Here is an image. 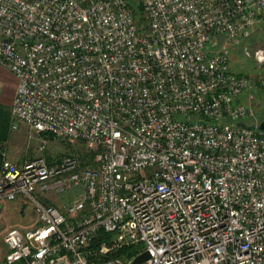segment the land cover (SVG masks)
<instances>
[{
  "label": "built area",
  "instance_id": "built-area-1",
  "mask_svg": "<svg viewBox=\"0 0 264 264\" xmlns=\"http://www.w3.org/2000/svg\"><path fill=\"white\" fill-rule=\"evenodd\" d=\"M136 1L140 22L128 0H0L11 128L99 152L17 163L0 145V202L37 214L7 231L1 264H264V131L238 126L252 85L230 66L264 0Z\"/></svg>",
  "mask_w": 264,
  "mask_h": 264
},
{
  "label": "rangeland",
  "instance_id": "rangeland-1",
  "mask_svg": "<svg viewBox=\"0 0 264 264\" xmlns=\"http://www.w3.org/2000/svg\"><path fill=\"white\" fill-rule=\"evenodd\" d=\"M245 46L232 47L230 66L234 72L249 77L252 86L241 96L240 101L253 108L254 115L248 118L247 121L259 124L264 120V60L260 57V53L264 52V32L260 35L256 34L249 42V56L243 54ZM11 105L7 106L11 109ZM44 141H46V148L41 150L40 147ZM4 148L7 158L17 163L40 157L45 158L48 162H58L67 156H77L79 158L87 150H90L88 145L81 140L71 142L49 137L47 134L32 130L28 124L23 122L19 123L18 128H11L9 141ZM98 156L99 153L95 158L96 164ZM83 191V187H75L61 193L49 190L46 192V200L63 208L67 201ZM36 223L37 214L33 206L23 198L0 202V264L6 253L4 237L7 231L13 227L29 229L35 226ZM140 249H143V245L129 249L127 252L130 251V256H132L131 254H136Z\"/></svg>",
  "mask_w": 264,
  "mask_h": 264
},
{
  "label": "trees",
  "instance_id": "trees-1",
  "mask_svg": "<svg viewBox=\"0 0 264 264\" xmlns=\"http://www.w3.org/2000/svg\"><path fill=\"white\" fill-rule=\"evenodd\" d=\"M129 1V5L130 7L133 9L136 20L138 22H140L141 20H143V8L141 6V4H139L136 0H128ZM264 30H260L255 32L251 37H249L248 39H246V41H244L241 45H239V47H241L242 45H246L243 49V54L245 56H249V42L253 39V36H256V34L260 35L261 33H263ZM263 37V36H262ZM230 59H231V55H230ZM241 74V73H238ZM244 75V74H242ZM11 121H12V117H11V109L5 105L2 104L0 102V145H2L3 147L6 146V144L9 141L10 138V132H11ZM48 136V135H47ZM52 137V136H49ZM54 138V137H53ZM99 152H95L90 150H87L86 153L82 154L81 156H79L82 165L83 166H95L97 165L95 163V158L97 156ZM2 153L0 152V163L2 161ZM46 203H49L48 200H46ZM104 235L103 231H100V237H102ZM130 248H128L127 250H129ZM126 250V251H127ZM130 253V251H129Z\"/></svg>",
  "mask_w": 264,
  "mask_h": 264
},
{
  "label": "crops",
  "instance_id": "crops-1",
  "mask_svg": "<svg viewBox=\"0 0 264 264\" xmlns=\"http://www.w3.org/2000/svg\"><path fill=\"white\" fill-rule=\"evenodd\" d=\"M7 70L0 66V102L11 105L17 87V77Z\"/></svg>",
  "mask_w": 264,
  "mask_h": 264
},
{
  "label": "water",
  "instance_id": "water-1",
  "mask_svg": "<svg viewBox=\"0 0 264 264\" xmlns=\"http://www.w3.org/2000/svg\"><path fill=\"white\" fill-rule=\"evenodd\" d=\"M238 126L244 127V128H248V129H259L264 131V120L261 121L259 124L257 123H252V124H247L245 122H238ZM149 258V254L147 252L142 253L141 255H139L131 264H139L145 260H147Z\"/></svg>",
  "mask_w": 264,
  "mask_h": 264
},
{
  "label": "flooded vegetation",
  "instance_id": "flooded-vegetation-1",
  "mask_svg": "<svg viewBox=\"0 0 264 264\" xmlns=\"http://www.w3.org/2000/svg\"><path fill=\"white\" fill-rule=\"evenodd\" d=\"M260 57L264 60V52L260 53Z\"/></svg>",
  "mask_w": 264,
  "mask_h": 264
}]
</instances>
